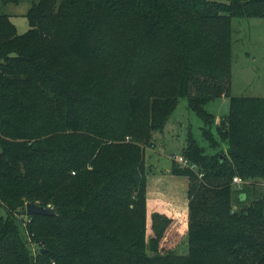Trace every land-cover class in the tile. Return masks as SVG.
<instances>
[{"label": "trees", "instance_id": "16d2710c", "mask_svg": "<svg viewBox=\"0 0 264 264\" xmlns=\"http://www.w3.org/2000/svg\"><path fill=\"white\" fill-rule=\"evenodd\" d=\"M21 1L0 0V264H264V190L245 191L264 184V96L231 94L232 18H264V0H32L20 34L1 9ZM181 98L225 149L188 132L198 170L171 169L188 251L160 248L176 218L157 212L149 251L145 146Z\"/></svg>", "mask_w": 264, "mask_h": 264}, {"label": "rangeland", "instance_id": "374dc122", "mask_svg": "<svg viewBox=\"0 0 264 264\" xmlns=\"http://www.w3.org/2000/svg\"><path fill=\"white\" fill-rule=\"evenodd\" d=\"M31 3L32 0H22L18 4L8 3L2 6L1 10L10 15L11 20L20 34L27 32L29 29L26 14ZM231 28L233 32L231 94L232 96H264V18L234 17L231 21ZM229 108L230 100L228 97L217 98L206 106L209 112L218 116V118L221 117L216 119L217 124L228 114ZM202 127V120L194 111L188 108L187 99L181 98L176 110L166 124L164 131L154 134L153 141L145 146L148 182L150 187L153 184L155 192H159L158 189L160 187L162 188L163 196L159 195L158 198L168 201L171 197V190H174L175 197L179 198V202L184 203L187 200L184 194V191H186L187 194V177L175 176L170 170L172 166L181 169H190L180 166L172 158L173 154L183 156L182 150L186 145L189 131L193 133L194 137L201 145L207 148L208 153L212 154L221 148L225 149L224 144L220 145L217 150L210 148L203 138ZM158 183H160L161 186H159ZM245 184L240 188L235 186L234 188L238 189V193H245V191L249 193L247 203L251 202V194L261 195L260 191L264 190V184H261L258 186L262 188L259 187L252 190L250 186L244 191ZM172 185H174L176 189H173ZM239 202H241L239 198H234L235 205L234 209H232V213L234 210L241 211ZM156 212L166 214L170 216L171 219L172 217L176 218L173 223H171V226L169 225L163 238L160 240V248H165L167 251L171 250L178 254H186L188 251L186 236L189 231V212L187 214L178 215L159 208L149 213L147 206V244L149 251L151 250V238L153 236L151 230L152 215ZM0 216H6V211L1 205ZM30 247L32 251H36L39 245L33 242L30 244Z\"/></svg>", "mask_w": 264, "mask_h": 264}, {"label": "crops", "instance_id": "0c3cea01", "mask_svg": "<svg viewBox=\"0 0 264 264\" xmlns=\"http://www.w3.org/2000/svg\"><path fill=\"white\" fill-rule=\"evenodd\" d=\"M219 118H221V117H219ZM219 118H218V116H216V119H219ZM171 169H172V167H171ZM170 172L172 173L171 170H170ZM173 175H175V174H173ZM177 176L187 177V176H184V175H177ZM187 179H188V177H187ZM148 184H149V182H148ZM158 185L161 186L160 183H158ZM172 188L176 189V187L174 185H172ZM187 188H188V185H187ZM158 190H159V192H155V189H153V184L151 185V187H150V184L147 185V202H148L147 206H148V212L149 213H151V212H153L155 210H158L159 208H161V209H163V210H165L167 212L175 213V214H178V215L187 214L188 213V198H187L186 202L181 203L178 200L179 198L175 197L174 190H171L172 200H171V197H170V200L166 201V200H163L162 198H158L159 195L163 196L162 188L160 187ZM184 192L183 193L187 197L186 191H184ZM186 237H187V243H188V233H187Z\"/></svg>", "mask_w": 264, "mask_h": 264}, {"label": "built area", "instance_id": "2783aa9c", "mask_svg": "<svg viewBox=\"0 0 264 264\" xmlns=\"http://www.w3.org/2000/svg\"><path fill=\"white\" fill-rule=\"evenodd\" d=\"M172 158L174 161H176L182 167L190 168V169H193L195 171L198 170V167L196 165L190 163L184 156L173 154ZM201 176L202 175L200 174V177ZM232 184H233V186L240 188L242 185L245 184V182L241 177L236 176L233 178Z\"/></svg>", "mask_w": 264, "mask_h": 264}, {"label": "water", "instance_id": "95a60500", "mask_svg": "<svg viewBox=\"0 0 264 264\" xmlns=\"http://www.w3.org/2000/svg\"><path fill=\"white\" fill-rule=\"evenodd\" d=\"M244 199V197H243ZM27 215H52L54 211L50 207H44L35 203L26 204Z\"/></svg>", "mask_w": 264, "mask_h": 264}]
</instances>
